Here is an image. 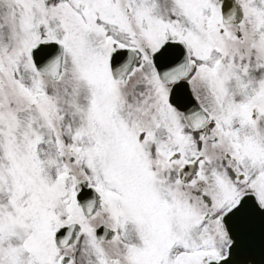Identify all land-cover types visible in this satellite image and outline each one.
Wrapping results in <instances>:
<instances>
[{
    "label": "snow or ice",
    "instance_id": "6c2138e0",
    "mask_svg": "<svg viewBox=\"0 0 264 264\" xmlns=\"http://www.w3.org/2000/svg\"><path fill=\"white\" fill-rule=\"evenodd\" d=\"M0 264H264V0H0Z\"/></svg>",
    "mask_w": 264,
    "mask_h": 264
}]
</instances>
